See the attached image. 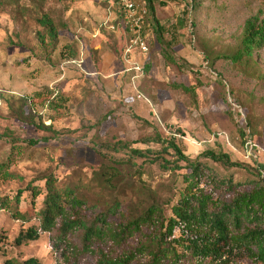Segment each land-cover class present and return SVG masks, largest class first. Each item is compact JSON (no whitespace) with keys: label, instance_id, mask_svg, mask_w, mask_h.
<instances>
[{"label":"rangeland","instance_id":"374dc122","mask_svg":"<svg viewBox=\"0 0 264 264\" xmlns=\"http://www.w3.org/2000/svg\"><path fill=\"white\" fill-rule=\"evenodd\" d=\"M202 3L192 28L185 5L157 2L164 38L172 40L176 57L187 63L173 66L164 60L149 29V54H124L127 36L114 0H0V135L12 134L17 141L13 148L0 140V163L10 175L0 180V198L13 201L23 190L20 208H36L43 196L33 201L29 188L41 189L46 174H53L58 182L92 180L100 165L93 140L137 141L155 133L170 137L171 130L177 131V144L192 159L220 145L233 161L249 166L254 161L264 163V50L248 64L221 60L213 68L205 65L202 55L204 48L214 56L232 53L249 19L264 22V0ZM44 15L58 28L55 49L49 37L45 46L39 38L44 29L38 20ZM103 57L110 65L122 62L116 71L122 72L124 81L109 86L96 76ZM135 64L145 68L136 87L132 73L126 72ZM180 86L190 88V93ZM12 97L25 98L28 104L24 108L15 101L10 109L7 100ZM31 118L53 127L54 132L30 125ZM239 130L249 135L253 150L245 146ZM224 133L230 145L219 136ZM216 138L219 143L214 144ZM31 141L36 145H30ZM135 147L161 149L158 145ZM142 170V179L153 189L168 187L176 178L157 166ZM123 173L125 178L131 175ZM38 225L35 219L24 223L0 210V246L4 248L0 264L5 257L17 256L38 257L43 264L65 263L61 248L53 247L47 233L29 245L13 246L22 230Z\"/></svg>","mask_w":264,"mask_h":264},{"label":"trees","instance_id":"16d2710c","mask_svg":"<svg viewBox=\"0 0 264 264\" xmlns=\"http://www.w3.org/2000/svg\"><path fill=\"white\" fill-rule=\"evenodd\" d=\"M172 1L185 5L190 25L196 27L202 0ZM146 2L149 13L144 37L148 46L146 31L149 29L167 64L187 66L176 57L172 40L164 38L157 17V1ZM38 22L44 29L39 34L41 43L45 46L49 37L55 49L59 37L54 21L44 15ZM263 50L264 22L254 18L244 25L232 53L214 56L204 48L202 55L205 65L213 68L221 60L233 65L248 64ZM75 56L72 53L71 57ZM179 88L187 93L191 91L184 86ZM15 101L24 108L28 104L25 98H8L10 109ZM28 123L54 132L53 127L42 121L36 124L31 118ZM176 132L170 130V137L155 133L137 141L93 140L100 159L92 174L95 184L81 178L58 182L53 174H46L41 189L29 188L33 201L43 196L36 208H20L23 190L18 191L13 201L0 198V210L11 212L24 223L35 219L39 224L22 230L13 246L29 245L47 233L53 247L61 248L64 264H88L89 261L95 264H264V163L254 161L249 166L233 161L220 145L192 159L177 144ZM239 134L246 147L253 145L243 130ZM226 135L219 136L225 139ZM0 140H7L13 148L17 143L9 133L0 135ZM29 143L36 145V142ZM216 143H219L217 138ZM138 144L158 145L161 149H139L135 147ZM147 166H157L176 178L168 187L160 185L153 189L142 179V168ZM5 169V164L0 163V180L10 177ZM124 171L131 172L130 177L125 178ZM240 172L243 174L239 175ZM165 190L167 193H163ZM3 250L0 246V252ZM4 264L43 262L38 257L17 256L5 257Z\"/></svg>","mask_w":264,"mask_h":264},{"label":"built area","instance_id":"2783aa9c","mask_svg":"<svg viewBox=\"0 0 264 264\" xmlns=\"http://www.w3.org/2000/svg\"><path fill=\"white\" fill-rule=\"evenodd\" d=\"M118 10L120 26L127 36V46L125 55L131 52H137L142 56L149 54V46L144 37V24L147 20L149 9L146 0H114ZM159 3H170L172 0H155ZM75 63V62H73ZM80 64V63H79ZM127 73H132V83H136L144 77L145 68L141 65H133ZM177 137L176 134H174ZM226 142L230 145L228 136H225ZM251 150L254 145L249 147Z\"/></svg>","mask_w":264,"mask_h":264},{"label":"crops","instance_id":"0c3cea01","mask_svg":"<svg viewBox=\"0 0 264 264\" xmlns=\"http://www.w3.org/2000/svg\"><path fill=\"white\" fill-rule=\"evenodd\" d=\"M124 33V32H123ZM125 35V34H124ZM135 53L136 54H138L137 52H131L130 54H128V55H135ZM124 54H125V51H124ZM132 55V56H133ZM140 55V54H139ZM128 62L126 61V64H127ZM129 64V63H128ZM121 66H122V62H119V65H116V64H114V65H110L109 63H107L106 62V60L104 59V57H103V61H102V64H101V66H100V70L99 71H96L95 73H96V76H101V77H103L107 82L106 83H108V85L110 86V85H113L114 86V83H117V84H119V83H121L122 82V80L124 81L125 79H124V77L121 75L122 74V72H118V71H116V70H118L117 68L118 67H120L121 68ZM124 66H125V64H124ZM131 65H129L128 67H127V69H126V72L133 66H131ZM123 74H125V73H123Z\"/></svg>","mask_w":264,"mask_h":264}]
</instances>
